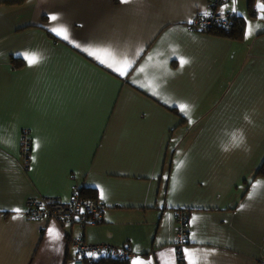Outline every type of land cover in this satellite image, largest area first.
Segmentation results:
<instances>
[{"label":"crops","instance_id":"1","mask_svg":"<svg viewBox=\"0 0 264 264\" xmlns=\"http://www.w3.org/2000/svg\"><path fill=\"white\" fill-rule=\"evenodd\" d=\"M250 1L217 8L244 18L239 42L190 27L208 0L0 6V264H74L69 238L81 226L24 215L28 197L67 201L74 186L96 189L102 205L85 240L129 245L128 264H179L180 208L198 264H264V178L254 177L264 160V0H252L254 16ZM61 25L72 42L50 32ZM90 46L127 52L134 70L118 77L83 52ZM22 53L40 62L29 67ZM176 56L190 62L181 68ZM173 174L175 184L164 178Z\"/></svg>","mask_w":264,"mask_h":264},{"label":"built area","instance_id":"2","mask_svg":"<svg viewBox=\"0 0 264 264\" xmlns=\"http://www.w3.org/2000/svg\"><path fill=\"white\" fill-rule=\"evenodd\" d=\"M223 2L224 0H208L204 12H208L210 15L204 16L202 15L204 12L199 13L190 27L199 31L206 27L229 25L232 14H222L217 10ZM23 146L25 160L27 161L29 147L26 142ZM25 204L24 215L30 220L47 219L58 222L68 221L77 223L84 228L87 224H96L102 219V205L99 202L87 200L79 195L78 186L73 187V192L67 201L56 196H40L28 197ZM175 212L177 222V242L175 243L177 259L179 264H184L185 258L182 250L187 244L189 221L186 209L180 208ZM69 241L75 247L74 264H85V257H92L86 255L87 253H97L98 257L110 255L128 261L135 256V253L127 244L113 245L106 242L89 243L85 240L82 233L77 237H70Z\"/></svg>","mask_w":264,"mask_h":264},{"label":"snow or ice","instance_id":"3","mask_svg":"<svg viewBox=\"0 0 264 264\" xmlns=\"http://www.w3.org/2000/svg\"><path fill=\"white\" fill-rule=\"evenodd\" d=\"M122 3L127 2V0H121ZM233 2L235 3V0H233ZM227 5H224V7L221 8V12H223L224 8H226ZM259 8L264 9V4H259L258 5ZM232 12H236L237 9L235 7L231 8ZM202 15L204 16H208L210 15V13L208 12H204L202 13ZM49 20L51 22H56L58 20V16L56 14H49ZM188 23H192L191 20L188 21ZM50 32L53 33L55 36L62 38L64 41H68V42H72L71 38H70V34L67 30L66 27L64 26H53L50 28ZM253 32V28L252 25L249 23L246 31H245V38H247L249 35H251ZM75 46L79 49L81 46L79 43H76ZM83 52L85 54H87L89 56V58L93 59L94 62H97L99 65H101L102 67H104L106 70L111 71L113 74L117 75L118 77H124L126 78L129 74V72L133 71L135 68V64H136V60L132 59L129 57L127 52H118L116 49L110 47V46H95V47H84L83 48ZM23 56V59L25 60V62L28 64L29 67L35 66L40 62V58L32 53H22L21 54ZM134 55H136L137 57L142 55V50L141 51H136L134 53ZM181 68L186 65L187 63H189L190 61L183 57V56H176L175 57ZM148 60L152 59V56L149 55L147 57ZM141 71H143V68H141ZM133 83H136L135 80L132 81ZM142 87H146V89L148 87H151L152 90V94L158 96L159 93L156 91V88L154 86H152L151 84L145 86V85H141ZM167 103V101H165ZM178 110L182 113L187 115L189 112V105L187 104H176L175 105ZM240 143V138L238 137H234L233 138V144L234 145H238ZM38 147V144H33V150H35ZM182 164V162H181ZM180 164L177 165V170L179 169ZM166 180L167 179H172L173 183H176V177L175 175H171V176H165L164 177ZM261 185V182H256V184L252 185L253 191L249 193V199L253 198V196L255 195V190ZM100 198L103 199L104 198V192L101 189L100 190ZM241 208L245 207V205H241ZM13 211H15L18 215L19 213L22 211L21 209H14ZM81 211H83V209H81ZM196 217H193V220H195ZM55 229L54 228H49L48 232L50 234V236H53V238H57L55 234ZM183 254H184V258L187 261V264H198V257L196 255V253L194 252V250L192 249H188V248H184L183 250ZM173 252H175V250H173ZM86 255L88 256H92L95 257L98 254L97 253H87ZM131 264H151V262H146L144 260H142L141 258L137 257L135 259H133L131 261ZM173 264H175V261H173Z\"/></svg>","mask_w":264,"mask_h":264},{"label":"trees","instance_id":"4","mask_svg":"<svg viewBox=\"0 0 264 264\" xmlns=\"http://www.w3.org/2000/svg\"><path fill=\"white\" fill-rule=\"evenodd\" d=\"M27 0H0V6H9V7H18L24 5ZM253 2L252 0L249 2V10L250 15L254 16L255 13L252 11ZM191 25V24H190ZM244 29H245V20L241 16L232 15L231 22L227 26H212L202 28L201 32L209 33L217 36H222L229 38L235 42H239L243 40L244 37ZM11 62L13 63L14 67L22 65L21 61L18 58H11ZM260 176L264 178V160L262 161L261 165L258 167L257 171L254 173V177ZM79 187V195L87 200H93L98 203L97 201V192L96 189L90 187ZM85 264H128V260H122L110 255H103L100 257H85Z\"/></svg>","mask_w":264,"mask_h":264},{"label":"rangeland","instance_id":"5","mask_svg":"<svg viewBox=\"0 0 264 264\" xmlns=\"http://www.w3.org/2000/svg\"><path fill=\"white\" fill-rule=\"evenodd\" d=\"M65 222H68V221H65ZM69 223V222H68ZM89 224H87L86 226L88 227ZM85 226V227H86ZM86 227V228H87ZM84 228H81V233L84 235V232L85 230L83 231ZM75 252V247L72 245L71 248H70V254H73Z\"/></svg>","mask_w":264,"mask_h":264}]
</instances>
